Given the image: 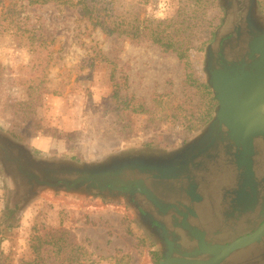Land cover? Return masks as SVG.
I'll use <instances>...</instances> for the list:
<instances>
[{
    "label": "rangeland",
    "instance_id": "obj_1",
    "mask_svg": "<svg viewBox=\"0 0 264 264\" xmlns=\"http://www.w3.org/2000/svg\"><path fill=\"white\" fill-rule=\"evenodd\" d=\"M90 1L103 9L93 21L81 17L80 4L38 7L14 0L19 25L40 28L54 40L39 57L25 46L27 33H0V138L47 160L74 159L82 168L114 156L168 152L202 134L215 105L207 46L222 26L227 0ZM247 4L249 12L252 0ZM255 5L264 23V0ZM98 14L129 33L137 25L171 30L177 51L112 34L114 25L97 23ZM98 52L112 62H100ZM7 208L16 226L0 233L5 264H38L41 257L44 264H76V257L78 264L79 257L82 264H151L157 257V241L123 199L48 189L24 199L0 166V217ZM216 210L203 225L220 226ZM46 236L37 251L34 245Z\"/></svg>",
    "mask_w": 264,
    "mask_h": 264
},
{
    "label": "flooded vegetation",
    "instance_id": "obj_2",
    "mask_svg": "<svg viewBox=\"0 0 264 264\" xmlns=\"http://www.w3.org/2000/svg\"><path fill=\"white\" fill-rule=\"evenodd\" d=\"M224 5L222 26L207 46L209 72L220 73L222 79L235 71H251L258 57H250L254 30L248 22L247 0H227ZM233 5L237 9H231ZM213 97L214 114L202 134L168 152L148 150L129 155L173 169L164 171L166 177L155 176L159 173L156 170L148 174L130 172L125 177L127 185H116L127 191L114 189L112 184L107 189L79 186L81 173L74 159L47 160L5 137L0 138L2 172L24 199L46 189L123 199L157 241V257L151 264L167 258L209 262L218 255L213 247L229 246L256 234L264 225V134L246 142L232 134L229 122L213 123L216 112L229 110L218 96ZM221 183L225 184L218 193ZM217 208L220 226L213 229L211 223L203 225L204 217L210 222L211 212ZM260 260L264 261V232L219 264H254Z\"/></svg>",
    "mask_w": 264,
    "mask_h": 264
},
{
    "label": "water",
    "instance_id": "obj_3",
    "mask_svg": "<svg viewBox=\"0 0 264 264\" xmlns=\"http://www.w3.org/2000/svg\"><path fill=\"white\" fill-rule=\"evenodd\" d=\"M252 7L248 14L249 26H253L250 38V47L252 53L250 57H258L253 63V69L245 72L235 71L222 79L220 73L212 74L208 69V58L206 62V72L208 84L215 96H218L221 105L229 110L216 112L213 123L217 120L229 122V127L233 135L241 136L243 141L251 142L254 137L264 134V125L261 124L264 118V23L256 15V0H252ZM231 122V123H230ZM240 124V126H238ZM205 135L201 136V139ZM252 146V145H251ZM149 162V161H148ZM154 162V161H153ZM147 163L140 158L129 156H114L109 162L98 163L92 166H84L79 168L81 177L79 178V186L87 185V187H95L99 185L102 189L112 185H127V179L130 172L137 174H148L158 171V175L166 177L164 171H172L173 167L163 168L160 164ZM132 185V184H131ZM114 189L123 190V187ZM264 232V225L260 230L248 237H244L232 243L229 246L218 245L212 248L218 255L209 262L201 261H185L173 260L167 258L159 264H219L223 259L254 240H256Z\"/></svg>",
    "mask_w": 264,
    "mask_h": 264
},
{
    "label": "trees",
    "instance_id": "obj_4",
    "mask_svg": "<svg viewBox=\"0 0 264 264\" xmlns=\"http://www.w3.org/2000/svg\"><path fill=\"white\" fill-rule=\"evenodd\" d=\"M24 3V1H26V6H38L41 7L43 5H48V4H55V5H66L68 7H75L77 4H80V8H79V14L81 15V17H89L88 15H90L89 19L90 20H94L93 17V13H96V10H98V13L100 14V11H102V7L100 9H98L97 5L94 4L92 1L90 0H77V3H74V0H22ZM17 2H14V0H0V33H11L14 32L16 34H18L19 31H22L23 34H28L27 35V41L25 46H27L35 55L37 56H42V55H46L47 51H48V47L49 44L48 41L49 40H54L53 36H48L46 35L42 30H40V28H23L19 25V21L17 18ZM104 11L106 12V9H104ZM98 14V16L96 15V19H97V23L101 24L103 27L104 25H107L105 22L107 20H109V24L107 26H105V28L107 27H111V25H114L112 28V30L110 31L112 34H116L118 36H129L132 35L133 37H135L136 39H138L139 41H144V40H150L151 42L158 44L159 46L162 47L164 52H175L177 51L176 48V43L174 41V37L172 36V32L171 30L167 31V30H163L160 31L157 28H149L147 29V27H143L141 28V25H137L133 27V31L131 33H129L126 29H122V28H118V24L114 23L112 18H110L109 16H106L107 14H105V16H103V18H105V22H102L99 19H102V17ZM101 17V18H100ZM146 22H150L153 24H156V26L161 25L162 22L160 21H156V20H148L145 19ZM122 24V23H121ZM155 26V27H156ZM182 56L184 55V53L182 52L181 54ZM49 59H51V52L49 54ZM97 59L102 62V63H110L112 62L110 59H108L107 57L103 56L102 53H97ZM111 80L114 83L115 81V75L114 73L111 74ZM207 89H210L208 85H204ZM114 91H115V96L116 93L120 92V90L118 89V83L115 82L114 84ZM214 99V98H213ZM10 211V208H7ZM14 211H10L9 214L7 213H3V215L0 217V233H4L7 232L9 230H12L16 224H15V220L14 217L12 216V213ZM5 241L4 237L0 238V264H5L6 260H7V256L4 252V250H2V244ZM49 240H47V236L46 239L42 238L39 239L37 246L34 245L35 249L38 251V248H42V246H44ZM61 241H64L63 239H61ZM64 245H61V247H63ZM78 257L74 258L73 260H75L78 264L77 261ZM82 258L79 257V264H82ZM69 261V260H68ZM25 264H30L29 262H26ZM38 264H44V259L41 257V260L38 262Z\"/></svg>",
    "mask_w": 264,
    "mask_h": 264
}]
</instances>
